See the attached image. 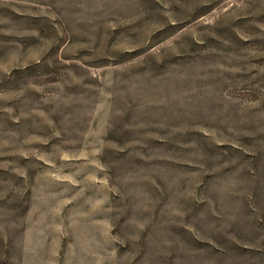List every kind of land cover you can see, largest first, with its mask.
<instances>
[{"label":"rangeland","instance_id":"obj_1","mask_svg":"<svg viewBox=\"0 0 264 264\" xmlns=\"http://www.w3.org/2000/svg\"><path fill=\"white\" fill-rule=\"evenodd\" d=\"M0 264H264V0H0Z\"/></svg>","mask_w":264,"mask_h":264}]
</instances>
